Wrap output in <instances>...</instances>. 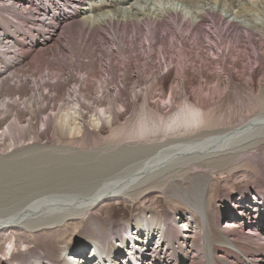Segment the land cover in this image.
Returning <instances> with one entry per match:
<instances>
[{
  "label": "bare ground",
  "instance_id": "bare-ground-1",
  "mask_svg": "<svg viewBox=\"0 0 264 264\" xmlns=\"http://www.w3.org/2000/svg\"><path fill=\"white\" fill-rule=\"evenodd\" d=\"M0 2L5 16L0 15V91L11 87L17 95V99L9 98L0 106L7 109L15 104L19 109L23 105L29 110L28 119L22 121L21 111L15 112L13 120L1 128L0 140L9 136L14 143L22 134H28L30 140L11 152H0V264H78L82 257L75 258L74 252L87 248L92 249L87 256L93 264H111L112 258L118 257L122 264H130L135 256L140 257L141 264H181L183 259L188 264H229L235 255L241 258L236 256L231 264H258L257 256L252 259L254 255L240 253L251 250L264 258L263 158L257 163L261 175L254 191L242 189L241 193L210 201L213 175L236 174L241 156L250 153V157H259L258 149L264 148V0ZM68 3L72 7L63 9ZM230 28L236 32L231 34ZM4 30H10L15 40L5 38ZM213 37L216 42L223 41L228 51H234L245 39L252 44L250 56L257 54L255 60L263 64L256 67H260L256 82L253 77L257 69L237 72L233 69L237 65L226 69L220 64L213 70L205 68L202 59L197 65L190 64L199 52L198 42L212 51ZM27 40L30 43L26 44ZM104 40L115 48L97 49L104 46ZM54 41H58V66L55 74L45 75L54 80L44 81L40 76L36 88L31 87L29 96L22 99L28 87L22 86L14 68L34 52L28 65L32 68L30 76H36L37 67L50 69L55 59L46 48L53 47ZM136 48L146 50L132 55ZM214 50L217 53L222 48L215 46ZM62 51H68L69 56L59 57ZM103 53L110 60L108 64L102 63ZM170 53L177 54L176 62L168 64L164 59L166 55L170 58ZM235 56L236 60L242 57L240 52ZM133 57L143 60L141 65L134 63L133 68L138 69L135 73L131 70ZM152 57L173 69L170 96L181 92L184 98L183 92L188 84L195 83L192 75L196 74L199 81L193 101L184 98L172 113H163L159 105L151 106V93H162L170 76L160 81L152 76L150 80ZM68 67L71 70L63 73ZM116 67L121 74L116 73ZM70 78H75L71 90L67 83ZM114 79L118 81L110 89L108 84ZM37 83L48 88V93L43 95ZM109 90L113 93L103 96ZM212 97L218 102L208 105ZM35 104L41 105L35 108ZM129 109L136 111L137 118H123ZM45 111L49 113L41 123L53 125L48 128L53 130L54 142L46 136L47 130L34 125L38 114ZM134 159L139 162L134 169L123 168ZM119 167L123 170L117 178H105L107 182L95 188L90 185L94 175L106 176ZM153 193L165 202L168 199L184 206L166 208L155 213L154 219L139 215L126 219L128 227L123 221L118 223L121 218L103 224L100 210L109 202L135 197L145 200ZM83 217L87 218L90 236L76 248L61 247L59 254L58 230L61 233L69 220ZM163 234L175 260L167 259L169 251L162 248L149 255L152 244L164 242ZM34 236L39 246H31ZM6 242L12 243L7 254ZM127 247H136L135 252L128 253ZM103 249L108 255L102 254ZM68 253L73 257H67Z\"/></svg>",
  "mask_w": 264,
  "mask_h": 264
},
{
  "label": "rangeland",
  "instance_id": "rangeland-1",
  "mask_svg": "<svg viewBox=\"0 0 264 264\" xmlns=\"http://www.w3.org/2000/svg\"><path fill=\"white\" fill-rule=\"evenodd\" d=\"M62 2H63V0H62ZM48 5L50 6V4H48ZM48 5L44 4L45 7L46 6L48 7ZM68 5L70 6V8L72 7L71 6L72 4L71 3H68V4H65V6H62L63 9H64V7L67 8ZM3 13L4 12H2V10H0V15L4 16ZM9 20H11V19H9ZM204 27H206V26H204ZM210 27H212V26H210ZM230 31L232 32L231 34H234L236 32V30H234L232 28L229 29V32ZM229 32H228V34H229ZM3 33H6V35H3L5 38H9V40H13L14 39V36H13V34H11L10 30L9 31L8 30H4ZM59 38H62V35H60ZM58 41H54V44L51 45L53 47H50L49 46L48 48H46L47 49V54L48 55L51 54L50 56H52V58L55 59L54 62H53L54 64L51 66L50 69L47 70L44 67H39V68L37 67L35 69V71H34L35 72L34 74L36 76H34V75H31L30 76L29 72H30V70L32 71V68H30L28 65L31 64L30 61L34 58L33 57L34 56V52L33 53H30L28 55V57L22 58V62L19 65H17L16 68H14V70L11 69L14 72H17L18 73L17 75H19L22 78V82H23L22 83L23 84L22 86L23 87H26V86L28 87V88L25 89L26 92H25V94H23L25 96H22L21 97L22 99L27 98L29 96V94H30L29 91L31 90V87L32 88L34 87V89L36 88L35 83H36L37 80H40V76H44V79H45L44 81L47 80L49 82H52L54 80V78L52 80L51 79L49 80L45 75L47 73L48 74H50V73H54L55 74L56 73V67L58 66V62H59L58 61L59 59L56 57L57 56V54H56V45H57ZM103 42H104V44H103L104 46L103 47H99L98 46L97 49L105 50L106 48L109 49V47L110 48H113V49L115 48L114 46H112L111 42H109V41L107 42L105 40ZM138 42H142V44H145L146 43V42L143 43V41H141V40H138ZM210 42H214V44H216L215 45L216 48H222V50H220V52H217L216 53V50H214V48H215L214 44H212L213 45V47H212L213 49H212V51H210L208 49V46L205 45V43H203L201 41L198 42L196 51H199V52H198V54H197V52H195L197 56H195L196 59L190 63L192 66L193 65H197L198 64V61L197 60L202 59V60H204L206 62V67L205 68L208 67V68L213 69V70H217L218 67L220 66V64H224V67L226 69L227 68H232L233 65H237L238 68H233L237 72H239L240 70L252 71V69L253 70L254 69H257V71H255V76L253 77L254 82L257 81V78H259L258 77L259 76V72H258L259 71V68L261 66H263V64L261 63V60L260 59L255 60V58H257V54H256V56H252V57L250 56V53H252V50L250 51V47H253L251 43H248L247 40L245 39V41H242L240 43V45L236 46V48H235L234 51H228V50H225L224 49V43H223V41L216 42V40L213 37V38H210ZM25 43L26 44L27 43H30V40L29 41L28 40L25 41ZM241 44L242 45H245V47H243ZM235 45H237V44H235ZM235 45H234V47H235ZM254 46L257 48L259 46L258 45V42ZM42 48H45V47H42ZM145 50H146V48H142L141 51L136 48L135 52H132V55L140 54V52L144 53ZM192 50H194V46H193V49ZM222 51L224 52V54L222 53ZM67 52L68 51H62V54H63L62 56L58 53L59 54V57H62V59H63L65 57L69 56V54H67ZM234 52L236 54L238 52H240V54L242 55V57L241 56L239 57V58H241L240 60H236L238 57L235 56L236 54H234ZM193 54H194V52H192L191 56ZM114 55H116V54H114ZM169 55H170V58H169L168 55H166L167 59H164V60H168V64H170V61H175L176 62V56H177V54H171L170 53ZM247 55L250 56V58L248 60H246L247 59L246 58ZM172 58H174V60H172ZM101 59H102V63H104V64H108V62H110V60H107V54L106 53H103V55H101ZM135 59H136V57H133L130 60L131 62L133 61L132 64H131L132 73H135L138 70L137 67L133 68L135 66L134 63H138V65L143 64V60H141V59L135 60ZM190 60H191V57H190ZM160 62H161V64H160ZM113 63H117V60L116 61L114 60ZM104 64H102V66ZM190 64H189V66H190ZM241 65L245 69L241 68L242 67ZM258 65L260 67L259 68H256ZM19 66H21V67H19ZM23 66H24V68H23ZM117 67L119 68V64H118ZM117 67H116V70L118 69ZM104 68H105V66H104ZM37 69H39V70H37ZM66 69L67 70L63 71V73L71 70V67H68ZM168 69H170L169 70L170 73H167ZM20 71H22V72L20 73ZM149 71H150V73H148V74H150V80H152V76H153V77L156 78V81L157 80L160 81L163 77H166V75L170 74L169 77H166V82L164 83V90H163L164 93L163 92L160 93L159 90H157L156 92L151 93L152 95L150 96V99H149L152 102L151 103V106H154L155 107L156 105H159V107H160V109L162 110L163 113H168V112L169 113H172L173 109L176 106H178V104L181 103L184 98H189L190 101H193V99L195 97V93L197 91L196 81H197L198 77L196 76V74H194V75L191 74L193 76L194 80H195V83L194 84H188L187 85L185 92H183L185 94L184 95V98H182V95L180 94L181 92H177L173 96H170V94H169L168 86L170 85V82H171V80L174 77V72H173V69L171 68V65L165 66V64L163 63L162 60L159 61V59H157L155 57H152V60L149 61ZM60 72H62V71H60ZM116 73L121 74L122 72L117 70ZM210 73H211V71H210ZM26 74H28V75H26ZM148 74L146 76H148ZM221 75H222V77H224V74L223 73H221ZM74 79L75 78H70L67 81L69 87H71V86L74 85V83H75L74 82ZM241 80H244V79L241 78ZM44 81L41 82V83L43 84ZM117 81H118L117 79H114L112 83H109L108 84L109 85V88L110 89H113L115 87ZM198 81H199V79H198ZM37 84H38L37 86L39 88V91L43 92V95L45 93L46 94L48 93V88H44L43 85H40L39 86V83H37ZM9 88H11V87H9ZM9 88H7V89L5 88V89H3V90L0 91V96H1L0 97V104H1L2 101L3 102L9 101V98H11L12 100L13 99H17V95L14 92H12V90L9 89ZM71 89H72V87L69 90H71ZM94 93L95 92H93L91 94L92 98H93V96H95ZM111 93H113V92L110 91V90L109 91H106V92L103 93V96H109ZM225 94L226 93L224 92L223 95H225ZM123 97H125V96H123ZM210 98L211 97H209V99ZM212 98H213V100H209L208 101V105H210L214 101L218 102V100L216 99V97H212ZM39 105H41V104H38V106ZM38 106H37V104H35V108H37ZM19 107L20 108L18 109L17 105H15V104L14 105L11 104L10 107H8L7 109H5V108H3V107L0 106V111H1V114H0V131H1V128L5 129L6 126H7V124H9V122H11L13 120V115L15 114L16 111L18 112V110L21 111V113H22L21 116L19 117V119L21 121L22 120H26V118L28 119V117H29V110L26 107H24L23 105H20ZM13 108H14V110H13ZM48 113H49V111H45L44 113H39L38 114V120L37 121L33 120V121H35V124L34 125L36 126V128L40 129L41 131H46L47 130L46 136H49L50 135L49 137H52L53 138L52 142H54L55 137L53 136V130L52 129H49V128H51V126L53 128V125L52 124L51 125L50 124L49 125H47V124H44L43 125L41 123V119H43L44 121L47 119V114ZM3 117L5 119H2ZM124 117L125 118L130 117L129 119L137 118L136 111L131 112L130 109H129L127 111V113L125 114V116L123 115V118ZM79 125H80V123H79ZM26 133H28V132H26ZM22 137H23V141L25 140L24 142L19 140ZM1 138H3V137H1ZM28 139H29V135L28 134H22L21 136H16L15 137V140H14V143H15L14 144V143L11 142V138L9 136H6V138H4L3 141L0 140V152H3V151L11 152L12 150H15L18 147H20L21 144H25V143L29 142L30 140H28ZM257 152H258L260 158L258 156L255 157V155H253L252 157H250L251 156L250 153H246L243 156H241V158L236 162V164H238L237 168L239 169V172H237L236 174H234V173L231 174V172H225L222 175L219 174V173L213 175V179L210 181V183H211V196H210V201L212 203L221 200V198L223 197V195L225 196L226 194H230V193H241L240 190H242V189L244 191L245 190L254 191L258 187V183H259L258 180H259L260 175H261V170H260V167H258L257 163H261L262 160H260V159H262V158L264 160V148L260 147ZM254 159L256 160V162H254L255 161ZM136 163H139L136 159H134V160H128L126 162V164L124 165L123 168H129L130 167L131 169H134L135 167H133V166L136 165ZM119 168L120 169H116L115 171H111L109 173V175H106V176L103 173L94 175L93 180H91V182H90V185H92L95 188L96 186H100L103 183L107 182V180H106L107 178H108V180H110L111 178L114 179V177L117 178L118 177L117 174L123 170L122 167H119ZM201 169L202 168H199L198 170H201ZM244 188H247V189H244ZM109 203L110 204L105 205V208L104 207L101 208V210H100L101 212L99 211L102 214V216H103V219H102L103 220V224L104 223H107L111 219H112V221H114V220H116L118 218H121L120 219L121 221H118V223L119 222L121 223L123 221L122 224L125 227H128L129 226L126 223V221H125L126 219L127 220H131L132 218L138 217V215L141 218H144L146 220L150 216H151L152 219H154V218H156V217H154V214L155 213H160L161 211H163L166 208H170V209L177 210L176 209V206L181 207V208L184 206V205L183 206H179L176 203L174 204L171 201H169L168 199L165 202L163 200V198L161 196L159 197V195L157 193H155V195L153 193V196H149L145 200H140L138 197L136 199V197H135L132 200H122V199H120L119 202L118 201H114V202H109ZM143 211H144V213H143ZM185 211L186 212H189L188 209H186ZM178 212H179V215L178 216L181 217L183 211L180 210ZM238 214H241V213L238 212ZM250 219L251 218H247V220H250ZM86 220H87L86 217H83V218H80V219H77V220H69L67 222L68 224H66V226L64 228H62V230H61L62 232L61 233L58 230V234H57V236H58L57 237L58 238L57 239L58 243H57V245L60 246L59 247V254H60L61 247H66V248H74L75 247L76 248V246H78L80 243H84L88 239V237L90 236V229H89V227L86 226V225H88L87 222H86ZM225 220L226 219H224L223 222L219 226H221L222 224H224ZM179 221H183V219L180 218ZM179 221H178V223H179ZM236 228H238L237 230L240 231V227L239 226L236 227ZM246 228L247 227H245L244 230H246ZM36 235H38V233ZM182 235H184V234H182ZM30 239L32 241L31 246L32 245H35V246H39L40 245L39 244L40 241L37 240V237L36 236L31 237ZM11 244L12 243L9 244L7 242L4 243V247H6L5 254H7L8 253V249L11 248V246H12ZM17 248L22 249V246L18 245ZM135 249H136V247H131V248H128L127 247L126 248V250H128L127 251L128 253L135 252ZM91 251H92L91 248H87L84 252H74L75 254H77L75 258L82 257V258H80L82 260H80V263H78V264H93L92 259L87 256V254L91 253ZM103 252H104V249L102 250V253ZM128 253H126V255ZM240 253H243L244 255L247 254V256L248 255H254L252 259L256 258V256H257L258 257V264H263L264 258H260L261 254L258 251H253V250H251L250 252L240 251ZM73 255L74 254H71V253L66 254V256L67 257L69 256L70 258H72ZM173 255L174 254L171 253V251L168 252L167 259H169L170 261L175 260L176 258ZM221 255H222V253H221ZM66 256L64 255L65 259H66ZM189 256L191 257V254H189ZM236 256H239L241 258L240 255H235L234 257L231 256L230 257L231 262H232V260L234 258H236ZM182 262L183 263H181V264H188L189 263V261H187L186 259H183ZM231 262H229V264H231ZM115 263L116 264H122V259L119 258V257H118V259L112 258L111 264H115Z\"/></svg>",
  "mask_w": 264,
  "mask_h": 264
}]
</instances>
